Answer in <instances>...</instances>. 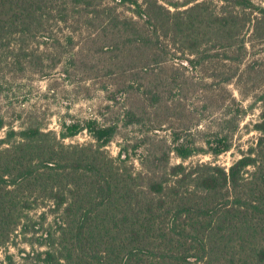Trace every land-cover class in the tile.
I'll return each instance as SVG.
<instances>
[{
  "label": "trees",
  "instance_id": "16d2710c",
  "mask_svg": "<svg viewBox=\"0 0 264 264\" xmlns=\"http://www.w3.org/2000/svg\"><path fill=\"white\" fill-rule=\"evenodd\" d=\"M170 1L0 0V71L5 63L45 73L57 61L47 64L49 45L44 51L42 43L73 46L81 25L111 39L113 53L136 52L119 67L134 75L163 68L167 40L199 54L187 58L194 64L223 43L238 45L232 59L242 61L247 30L264 38V6L253 0ZM126 3L132 15L118 10ZM63 26L68 30L60 35ZM170 84L178 87L175 74ZM226 92L218 128L205 136L197 131L200 140L190 138L186 125L162 135L154 131L161 122L147 118V110L128 112L127 124L140 134L131 147L121 143L117 156L107 147L119 125L98 118L61 120L60 131L38 124L8 128L0 139V248L21 227L26 242L43 247L34 252L40 264H264V109L253 124L256 141L229 166L220 164L249 111ZM144 94L152 107L162 96L152 88ZM84 130L91 142H65ZM201 154L214 160L187 162ZM38 208L47 210L36 219ZM5 260L15 264L11 254Z\"/></svg>",
  "mask_w": 264,
  "mask_h": 264
},
{
  "label": "rangeland",
  "instance_id": "374dc122",
  "mask_svg": "<svg viewBox=\"0 0 264 264\" xmlns=\"http://www.w3.org/2000/svg\"><path fill=\"white\" fill-rule=\"evenodd\" d=\"M171 1L184 3L186 0ZM253 1L264 6V0ZM219 4L217 0L211 3L212 6ZM166 5L175 10L173 6ZM129 6L128 3L118 5V10L132 15ZM67 30L65 26L58 29L60 35ZM97 30L94 26L77 27L73 46L65 44L63 48L56 45V48L52 45L57 43L55 41L42 43L41 50L49 45L45 53L47 64L57 61L55 67H47L45 73L23 72L3 64L0 71V119H4L5 126L0 129V139L12 126L20 129L27 124H38L60 131L61 120L98 118L101 122L119 125L115 138L107 147L113 156H117L121 143L128 141L131 147L140 134L136 124H127V113L133 111L140 114L147 110V118L162 124V127H158L160 124L155 123L159 124L155 132L170 134L172 126L186 125L191 131L190 138L200 140L202 137L197 131H204L205 136L209 129L218 128L217 122L229 103L226 92L229 90L249 111L234 135L232 149L221 154L217 162L229 166L240 157L242 150H247L256 141L259 133L253 124L259 120L264 109V38L254 37L252 28L246 33L247 53L242 61L232 59L238 45L223 43L210 51L208 59L192 64L187 58L197 59L199 54H192L187 45H182V52L180 45L167 40L165 43L169 54L162 64L163 68H156L148 75H134L129 70L119 69L125 58L136 52L125 49L113 53L108 48L112 40ZM115 54L120 55L119 59L112 57ZM173 74L179 79L178 87L170 84ZM228 77L233 78L231 83L225 82ZM131 84H134L133 88L128 87ZM147 88L162 94L156 107L149 105L151 100L144 94ZM91 141L92 137L86 130L65 140L66 143L81 144ZM2 148L3 143H0ZM143 151L144 147L138 149L139 153ZM172 159L173 162L178 161L174 155ZM198 159L212 160L213 157L201 154L187 162ZM43 210L47 208H38L32 213L37 219ZM52 219L53 216L48 213L47 221ZM20 231L21 227L10 243L0 248V261L6 263V255L11 254L15 264H40L34 258V252L43 247L26 242ZM28 237L36 240L32 234Z\"/></svg>",
  "mask_w": 264,
  "mask_h": 264
}]
</instances>
